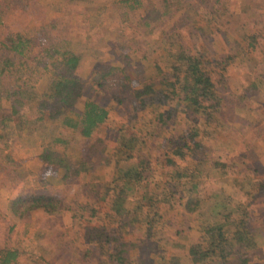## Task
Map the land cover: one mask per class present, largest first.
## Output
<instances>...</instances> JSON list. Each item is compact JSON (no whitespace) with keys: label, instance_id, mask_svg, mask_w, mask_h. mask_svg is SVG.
Returning <instances> with one entry per match:
<instances>
[{"label":"rangeland","instance_id":"1","mask_svg":"<svg viewBox=\"0 0 264 264\" xmlns=\"http://www.w3.org/2000/svg\"><path fill=\"white\" fill-rule=\"evenodd\" d=\"M166 1L163 12L161 0H0V41L10 32L35 43L25 55L0 46V105L9 115L0 131H12L14 156L29 153L23 162L31 167L20 170L29 178L24 188L19 176L18 196L60 202L25 211L27 203L9 207L17 194L9 200L0 238L1 248L18 251L12 264H116L118 253L128 264H163L161 257L201 264L188 249L210 224L230 234L243 229L247 241L234 247L245 245L247 264H264V0ZM177 42L215 61L220 101L207 120L187 101L143 95L139 107L134 96L149 77L168 73L167 52ZM52 47L79 54L81 89L69 115L76 118L86 100L107 109L89 136L50 115L44 94L60 68ZM11 87L28 96L15 111L4 94ZM28 148L48 150L66 167L50 163L49 175L37 176L43 160ZM136 162L145 166L130 186L118 187L124 198L117 213L112 200L122 180L114 170L139 168ZM203 264L239 263L232 255Z\"/></svg>","mask_w":264,"mask_h":264},{"label":"trees","instance_id":"2","mask_svg":"<svg viewBox=\"0 0 264 264\" xmlns=\"http://www.w3.org/2000/svg\"><path fill=\"white\" fill-rule=\"evenodd\" d=\"M161 3L162 6L165 4L163 12L167 11L166 6L168 2L166 0H161ZM30 43V38L22 37L18 33L11 34L9 32L5 38L0 41V46L4 49L25 55L27 52H30V48H33L32 46L35 45V43ZM177 43L178 44H176L171 51L167 52L170 59L166 66L168 73L162 71L159 77H149L148 81L144 82L141 87L133 90L134 96L139 98V107H144L146 104L143 95L153 98L156 96L158 98L187 101L191 110L202 112L205 116L204 119L207 120L215 114V109L220 101V95H217L214 91L215 86L212 79L215 61L206 56L192 54L184 49L181 43ZM29 44L31 46H29ZM50 51H52L51 55L56 54L57 63L60 65L57 72H51V83H49V88L44 94L45 97L50 99L49 102L52 106L50 107L52 109L50 115L58 118L63 125L77 128L81 135L89 136L97 124L104 119L107 114V109L98 103L86 100L82 104V111L79 114L76 113V118L69 115V113H72V106L81 89V82L74 73L79 54L77 51L72 50V48H64L62 50L57 48L56 52L54 47H52ZM42 64L43 67H48L45 63ZM0 71H3V69H0ZM24 92V90H20L16 87H11L4 91L5 98L10 104V111H15V104L20 103L23 97H28ZM40 105L41 107H46V104L43 106L42 101ZM170 108V106L166 107L168 117L171 116L168 115ZM7 119H9V115L2 111V106L0 105V124L3 125V128L6 126ZM126 139L127 134L124 133L120 138L121 144H125ZM171 141L172 140H169V142ZM39 157L41 160L47 163H55L58 167L63 169L66 167V164L58 155L56 157V155H52L48 150H43L39 153ZM197 162H201V160L199 159ZM136 166H139V168L134 167L135 169L127 168L125 170V168L119 166L114 170L115 176L122 180L120 185L117 184V188L114 190L116 198L112 200V206L117 213L119 212L120 204L124 198L122 190L118 192V187L130 186L133 180L136 181V173L140 167L145 166V164L144 162H136ZM19 202L27 203V206L23 209L25 211L29 208L41 206L47 210H53L56 206L53 202H57V206L60 204L58 198L55 199L53 196L46 194H30L26 195V197L17 195L11 202L13 210L16 207V203ZM184 203L185 206H189V201H185ZM219 227L220 226L213 224L207 226L203 230L205 234L202 238L204 239L189 247L188 256L192 258L195 263L203 264L211 257L223 263L228 257L235 255L239 264H247L249 257H245L246 255H242V252H240L245 245H242L243 247L238 249L235 248L233 244V241H247L246 235L242 233L243 229H235L230 234L227 230H223ZM95 228L96 227H92L91 240L95 239L93 236V230ZM228 233L230 236L227 235ZM201 243H205V247L201 248L199 245ZM17 254L18 251L15 248H1L0 264H12L16 260ZM115 260L116 264H128V259L121 255V253L116 255ZM161 261L163 264H174L172 258L161 257Z\"/></svg>","mask_w":264,"mask_h":264},{"label":"crops","instance_id":"3","mask_svg":"<svg viewBox=\"0 0 264 264\" xmlns=\"http://www.w3.org/2000/svg\"><path fill=\"white\" fill-rule=\"evenodd\" d=\"M0 131V213H10L11 210L8 208V202H10L11 198L18 195L20 191H22L24 188L28 187L27 181L29 178V174H22L20 170H27L29 172V169L31 167L28 164H25L23 161L29 153H26L21 159L19 157L14 156V139H13V133L12 131ZM39 148V147H38ZM27 150H30L29 148ZM33 152V155H35V158H38V152L37 151H29ZM30 157H28L29 159ZM15 165L18 167L17 173H12L13 168H15ZM50 163L43 162L39 163L38 165V174L37 176H45L47 177L49 175V171L47 174L43 173L45 168L48 167L50 169ZM35 167L33 170H37ZM42 174H39L41 173ZM19 176H22L23 182L26 183L24 185V188L21 189L22 182L17 185L16 182L19 180ZM44 178V177H43ZM45 179V178H44ZM49 180V179H45ZM53 185V184H52ZM51 185V187H52ZM47 188V191H50L49 185H45ZM54 188H57V184L53 186ZM35 189V188H33ZM24 192V191H22ZM27 192V191H25ZM10 200V201H9ZM13 201V200H12ZM11 201V202H12ZM11 202L9 203V207H11ZM13 210V207H11ZM2 228L0 226V235H3ZM3 247V239L0 238V248Z\"/></svg>","mask_w":264,"mask_h":264}]
</instances>
